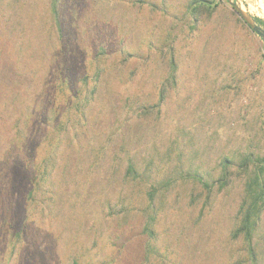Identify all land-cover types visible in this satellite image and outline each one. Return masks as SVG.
<instances>
[{"label": "rangeland", "instance_id": "374dc122", "mask_svg": "<svg viewBox=\"0 0 264 264\" xmlns=\"http://www.w3.org/2000/svg\"><path fill=\"white\" fill-rule=\"evenodd\" d=\"M194 1L0 0V264H251L264 41ZM255 227L264 264V206Z\"/></svg>", "mask_w": 264, "mask_h": 264}, {"label": "trees", "instance_id": "16d2710c", "mask_svg": "<svg viewBox=\"0 0 264 264\" xmlns=\"http://www.w3.org/2000/svg\"><path fill=\"white\" fill-rule=\"evenodd\" d=\"M264 2V0H262ZM56 5L57 0H52V9L54 14L56 13ZM216 5L212 1L206 0H198L194 1L191 6L192 13H197L199 11L204 10H212ZM255 21L264 26V20L255 18ZM254 172L252 177L250 178L248 184L246 185V200L241 208V219L240 226L237 230L236 235L241 234L243 236V240L245 242L247 251L249 253V258L251 264H255L253 246H252V238L256 229V222L259 218L260 212L264 206V184L262 177L264 175V156L262 158H256L253 160ZM34 178V190L29 193V200L35 201L37 191H40L42 187H45L46 178L49 176L47 172L46 165L43 164L38 167ZM127 177H130L132 180H138V175L135 172L134 165L129 163L126 171ZM195 179L198 183H200L205 188H210L205 182H202V178L199 176H195ZM221 180V179H220ZM157 193V189L155 186L152 187L151 192L148 194L149 201H153L155 194ZM25 226V222L20 224L16 233L13 234V237L19 238L22 230Z\"/></svg>", "mask_w": 264, "mask_h": 264}, {"label": "water", "instance_id": "95a60500", "mask_svg": "<svg viewBox=\"0 0 264 264\" xmlns=\"http://www.w3.org/2000/svg\"><path fill=\"white\" fill-rule=\"evenodd\" d=\"M231 5L234 13L242 22L257 36H259L264 41V30L259 26L252 17H250L237 3L227 0Z\"/></svg>", "mask_w": 264, "mask_h": 264}]
</instances>
